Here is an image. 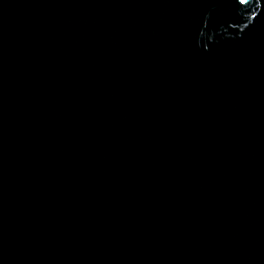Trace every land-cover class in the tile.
Segmentation results:
<instances>
[{
    "label": "water",
    "instance_id": "1",
    "mask_svg": "<svg viewBox=\"0 0 264 264\" xmlns=\"http://www.w3.org/2000/svg\"><path fill=\"white\" fill-rule=\"evenodd\" d=\"M0 264H264V0H0Z\"/></svg>",
    "mask_w": 264,
    "mask_h": 264
}]
</instances>
